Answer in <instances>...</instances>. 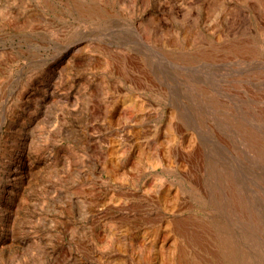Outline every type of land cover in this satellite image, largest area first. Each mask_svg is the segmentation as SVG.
Returning <instances> with one entry per match:
<instances>
[{"label":"rangeland","instance_id":"obj_1","mask_svg":"<svg viewBox=\"0 0 264 264\" xmlns=\"http://www.w3.org/2000/svg\"><path fill=\"white\" fill-rule=\"evenodd\" d=\"M181 250L264 264V0H0V264Z\"/></svg>","mask_w":264,"mask_h":264},{"label":"bare ground","instance_id":"obj_2","mask_svg":"<svg viewBox=\"0 0 264 264\" xmlns=\"http://www.w3.org/2000/svg\"><path fill=\"white\" fill-rule=\"evenodd\" d=\"M133 96H134V95H133ZM135 96H136V95H135ZM131 99H132V97H131ZM133 101H134V100H133ZM135 101H136V100H135ZM130 103H132V102L130 101ZM145 106H146V105H145L144 103H142V102H141V103H140V102H133V104H132L130 107H131V111H132V110H143ZM111 115H112V114H111ZM111 115H110V116H111ZM172 124H173V123H172ZM174 126H175V125H174ZM176 129H177V128H176ZM168 131H169V130H168ZM170 132H172V131H170ZM175 133H176V132H175ZM143 146H144V145H143ZM146 146H147V145H146ZM142 149H143V148H142ZM144 149H145V148H144ZM145 150H146V149H145ZM141 151H142V150H141ZM171 151H172V150H171ZM143 152H144V151H143ZM111 154H112V153H111ZM150 154H151V153H150ZM149 156H150V155H149ZM143 157H144V156H143ZM145 158H146V157H145ZM145 158H144V159H145ZM168 158H169V157H168ZM114 159H115V158H114ZM152 159H153V158H152ZM145 160H146V159H145ZM166 160H169V159H166ZM117 161H118V160H117ZM137 161L140 162V161H141L140 158H139ZM171 161H173V159H172ZM118 162H119V161H118ZM139 162H138V163H139ZM148 162H149V161H148ZM142 163H143V162H142ZM142 163H141V164H142ZM151 163H152V162H151ZM168 163H169V161H168ZM168 163H167V164H168ZM146 164H147V162H146ZM173 164H174V163H173ZM122 165H123V164H122ZM119 166H120V165H119ZM144 167H145V166H144ZM144 167H143V168H144ZM143 168H142V169H143ZM119 170H120V169H119ZM140 170H141V169H140ZM124 171H125V170H124ZM122 173H123V172H122ZM166 189H167V188H166ZM166 189H165V190H166ZM168 190H169V189H168ZM121 191H122V190H121ZM162 191H164V190H162ZM176 192H177V191H176ZM144 193H145V192H144ZM114 195H116V194H114ZM121 195H122V194H121ZM144 195H145V194H144ZM144 195H143V196H144ZM160 195H161V194H160ZM123 196H124V195H123ZM161 196H162V195H161ZM172 196H173V195H172ZM163 197H164V195H163ZM174 197H175V196H173V198H174ZM118 198H119V196H118ZM159 198H160V197H159ZM165 198H166V197H165ZM173 198H172V199H173ZM148 199H150V198H148ZM148 199H146V200H148ZM152 199H153V198H152ZM166 199H167V198H166ZM150 200H151V199H150ZM156 200H157V199H156ZM167 200H168V199H167ZM151 201H152V200H151ZM158 201H159V199H158ZM164 201H165V200H164ZM140 202H141V201H140ZM148 202H149V201H148ZM160 202H162V201H160ZM155 204H156V203H155ZM158 204H159V203H158ZM160 204H161V203H160ZM178 206H179V205H178ZM176 207H177V206H176ZM163 208H164V206H163ZM166 208L169 209L170 207H166ZM174 209H175V207H174ZM138 211H139V210H138ZM140 211H141V210H140ZM158 211H159V210H158ZM164 211H165V210H164ZM166 211H167V210H166ZM143 213H144V212H143ZM153 213H154V212H153ZM162 213H163V211H162ZM156 214H157V213H156ZM166 214H167V213H166ZM139 215H141V214L139 213ZM142 215H143V214H142ZM142 215H141V216H142ZM161 215H162V214H161ZM167 216H169V215H167ZM149 217H150V216H149ZM149 217H148V218H149ZM177 217H178V216H177ZM136 218H137V217H136ZM151 218H152V217H151ZM166 218H167V217H166ZM168 218H169V217H168ZM181 218H182V217H181ZM181 218H180V219H181ZM120 219H121V218H120ZM144 219H146V218H144ZM154 219H155V217H154ZM163 219H164V218H163ZM175 219H178V218H175ZM114 220H115V219H114ZM140 220H141V219H140ZM151 220H152V219H151ZM116 221H117V220H116ZM124 221H126V220H124ZM124 221H123V222H124ZM128 221H129V220H128ZM128 221H127V222H128ZM152 221H154V220H152ZM162 221H163V220H162ZM180 221H181V220H180ZM185 221H186V220H185ZM132 222H133V219H132ZM166 222H167V221H166ZM176 222H177V221H176ZM108 223H109V222H108ZM125 223H126V222H125ZM141 223H142V222H141ZM146 223H147V222H146ZM149 223H151V222H149ZM167 223H168V222H167ZM171 223H172V222H171ZM179 223H180V222L178 221V224H179ZM185 223H186V222H185ZM116 224H117V223H116ZM120 224H121V223H120ZM135 224H136V223H135ZM138 224H140V223H138ZM111 225H112V224H111ZM125 225H126V224H125ZM141 225H142V224H141ZM151 225H152V224H151ZM164 225H165V224H164ZM114 226H115V225H114ZM129 226H130V225H129ZM178 226H179V225H178ZM187 226H188V225H187ZM189 226H190V225H189ZM197 226H198V225H197ZM119 227H120V226H119ZM124 227H126V226H124ZM127 227H128V226H127ZM134 227H135V226H134ZM140 227H141V226H140ZM147 227H149V226L147 225ZM158 227H159V226H158ZM163 227H164V226H163ZM173 227H174V226H173ZM182 227H183V226H182ZM191 227H192V226H191ZM113 228H114V227H113ZM120 228H121V227H120ZM138 228H139V227H137V229H138ZM142 228H143V227H142ZM142 228H141V229H142ZM156 228H157V227H156ZM159 228H160V227H159ZM123 229H124V228H123ZM134 229H135V228H134ZM137 229H136V230H137ZM171 229H172V227H171ZM171 229H170V230H171ZM197 229H198V228H197ZM145 230H146V229H145ZM145 230H144V231H145ZM159 230H160V229H159ZM159 230H158V229H155V230L153 229V232H152L151 234L154 235V238H156V237L159 235V233H160V231H161L162 229H161L160 231H159ZM174 230H176V229L174 228ZM179 230H180V229H179ZM186 230H187V229H186ZM186 230H185V231H186ZM119 231H120V230H119ZM140 231H142V230H140ZM140 231H139V232H140ZM149 231H150V230H149ZM151 231H152V230H151ZM181 231H182V230H181ZM191 231H192V230H191ZM193 231H195V230H193ZM112 232H113V231H112ZM115 232H116V231H115ZM126 232H128V231H126ZM130 232H131V231H130ZM135 232H136V231H135ZM164 232H165V231H164ZM172 232H173V231H172ZM182 232H183V231H182ZM198 232H199V231H198ZM121 233H122V232H121ZM170 233H171V232H170ZM187 233H188V232H187ZM195 233H196V232H194V234H195ZM124 234H126V233H124ZM135 234H136V233H135ZM138 234H140V233H138ZM173 234H174V232H173ZM188 234H189V233H188ZM194 234H193V235H194ZM197 234H198V233H197ZM199 234H200V233H199ZM133 235H134V234H133ZM144 235H145V234H144ZM144 235H143V236H144ZM152 235H151V236H152ZM175 235H176V234H175ZM178 235H179V234H178ZM111 236H112V235H111ZM126 236H127V235H126ZM136 236H137V235H136ZM146 236H148V235L146 234ZM160 236L162 237V235H160ZM172 236H173V235H172ZM197 236H198V235H197ZM170 237H171V236H170ZM182 237H183V236H182ZM190 237H191V236H190ZM124 238H125V237H124ZM128 238H129V237H128ZM133 238H136V237H133ZM137 238H138V237H137ZM139 238H140V237H139ZM145 238H146V237H145ZM145 238H144V239H145ZM152 238H153V237H152ZM154 238H153V239H154ZM187 238H189V237H187ZM195 238H196V237H195ZM199 238H200V236H199ZM150 239H151V238H150ZM129 240H131V239H129ZM167 240H168V239H167ZM176 240H177V239H176ZM186 240H187V239H186ZM193 240H195V239H193ZM200 240H201V239H200ZM109 241H111V239H110ZM112 241H113V240H112ZM127 241H128V240H127ZM153 241H154V240H153ZM169 241H170V240H169ZM184 241H185V240H184ZM188 241H190V240H188ZM128 242H129V241H128ZM142 242H143V241H142ZM155 242H156V241H155ZM167 242H168V241H167ZM178 242H179V241H178ZM126 243H127V242H126ZM126 243H125V244H126ZM131 243H132V242H131ZM184 243H185V242H184ZM186 243H187V242H186ZM190 243H191V242H190ZM118 244H119V243H118ZM129 244H130V243H129ZM137 244H138V243H137ZM144 244H145V243H144ZM154 244H155V243H154ZM157 244H158V243H157ZM166 244H167V243H166ZM166 244H165V245H166ZM191 244H193V243H191ZM107 245H108V244H107ZM110 246H111V244H110ZM122 246H123V245H122ZM163 246H164V245H163ZM168 246H169V245H168ZM186 246H187V244H186ZM119 247H120V246H119ZM119 247H118V248H119ZM157 247H158V245H157ZM170 247H171V246H170ZM184 247H185V246H184ZM105 248H108V247H105ZM155 248H156V247H155ZM109 249H110V248H109ZM115 249H116V248H115ZM141 249H142V248H141ZM174 249H175V248H174ZM178 249H179V248H178ZM180 249H182V248H180ZM121 250H122V249H121ZM139 250H140V249H139ZM150 250H151V249H150ZM184 250H185V249H184ZM186 250H187V249H186ZM147 251H148V250H147ZM151 251L153 252V250H151ZM156 251H157V248H156ZM176 251H177V250H176ZM178 251H179V250H178ZM181 251H182V250H181ZM188 251H189V250H188ZM188 251H187V252H188ZM109 252H110V251H109ZM154 252H155V250H154ZM161 252H162V251H161ZM125 253H126V252H125ZM142 253H143V252H142ZM142 253H141V255H142ZM158 253H159V251H158ZM167 253H170V252H167ZM199 253H200V252H199ZM105 254H106V253H105ZM107 254H108V253H107ZM119 254H120V251H119ZM160 254H161V253H160ZM121 255H122V254H121ZM141 255H139V256L141 257ZM149 255H150V253H149V254H146L145 258H146L148 264H153ZM151 255H152V254H151ZM153 255L155 256V254H153ZM161 255H162V254H161ZM161 255H160V256H161ZM111 256H112V255H111ZM123 256H125V255H122V257H123ZM195 256H196V255H195ZM202 256H203V255H202ZM108 257H109V256H108ZM108 257H107V258H108ZM122 257H121V258H122ZM132 257H133V256H132ZM152 257H153V256H152ZM115 258H116V257H115ZM117 258H118V257H117ZM119 258H120V255H119ZM127 258H129V257H127ZM141 258H142V257H141ZM163 258H164V255H163ZM168 258H169V261H168V263H166V264H196V263L198 262V261H196V263H192V261L190 262V261H189V258H187V256L185 255L184 251H182V252H180V253H174V254H171L170 257H169V256L167 257V259H168ZM124 259H126V257H125ZM129 259H130V258H129ZM137 259H138V258H137ZM159 259H160V258H159ZM193 259H194V258H193ZM190 260H191V258H190ZM105 261H106V260H105ZM108 261H109V260H108ZM141 261H142V260H141ZM144 261H145V260H144ZM112 262H113V261H112ZM115 262H116V261H115ZM123 262H124V261H123ZM128 262H129V261H128ZM142 262H143V261H142ZM142 262H141V263H142ZM206 262H208V261H206ZM113 263H114V262H113ZM145 263H146V262H145ZM154 263H155V262H154ZM198 263H199V262H198ZM198 263H197V264H198ZM204 263H205V262H204ZM130 264H131V263H130ZM137 264H138V263H137Z\"/></svg>","mask_w":264,"mask_h":264}]
</instances>
